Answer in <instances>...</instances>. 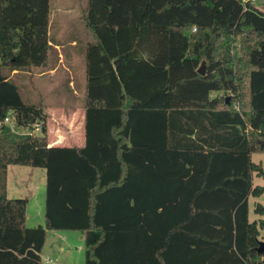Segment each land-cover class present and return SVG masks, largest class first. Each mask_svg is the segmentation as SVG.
I'll use <instances>...</instances> for the list:
<instances>
[{
  "label": "trees",
  "instance_id": "16d2710c",
  "mask_svg": "<svg viewBox=\"0 0 264 264\" xmlns=\"http://www.w3.org/2000/svg\"><path fill=\"white\" fill-rule=\"evenodd\" d=\"M50 13L0 0V264H43L47 230L80 233L84 264H264V8L87 0L59 42L85 69L82 146L48 144L46 109L75 98L68 75L39 78L59 66ZM10 165L44 169V226L7 197Z\"/></svg>",
  "mask_w": 264,
  "mask_h": 264
},
{
  "label": "rangeland",
  "instance_id": "374dc122",
  "mask_svg": "<svg viewBox=\"0 0 264 264\" xmlns=\"http://www.w3.org/2000/svg\"><path fill=\"white\" fill-rule=\"evenodd\" d=\"M87 0H50L49 35L55 40L66 38L75 28V32H80L82 24L78 22L82 9ZM255 3L264 8V0H255ZM70 51L69 59L64 54L60 56L59 66L56 71L39 76L43 81L45 90L59 85L68 75L74 81V108L67 105H51L46 109L47 117V137L52 139H62V145L78 144L84 136L83 117L84 110L83 91L85 83V69L81 58L68 45ZM239 44L232 45L230 53L237 55ZM62 52V50H61ZM204 68V63H201ZM38 76V75H37ZM36 77V75H35ZM213 93L212 95H221ZM256 163H260L264 171V153L252 155ZM253 183L264 185V176L255 177ZM7 197L10 199L23 198L27 200L26 220L27 227L44 226V198H45V171L42 168L10 165L7 168L6 177ZM256 203L264 206V193L258 197L248 199V219L257 220L259 215L253 209ZM46 241L41 251L43 264H84V243L80 233L71 230L46 231ZM263 235V232H261ZM49 258L51 261H48Z\"/></svg>",
  "mask_w": 264,
  "mask_h": 264
},
{
  "label": "crops",
  "instance_id": "0c3cea01",
  "mask_svg": "<svg viewBox=\"0 0 264 264\" xmlns=\"http://www.w3.org/2000/svg\"><path fill=\"white\" fill-rule=\"evenodd\" d=\"M62 40H60V41H56L55 43H58V44H54V46L56 47V49L59 51V57L60 56H62L63 54H62V52H61V47H60V44H59V42H61ZM74 44V42H72L70 45H73ZM61 58V57H60ZM60 58H59V62H60ZM52 71H54V70H52ZM71 85L73 84V82H71L70 83ZM83 114H84V112H83ZM83 121H84V117H83ZM61 140L62 139H52V141H48V144H49V146H73V145H76V146H82L83 144H84V136H83V139H82V141H80V143H78V144H74V143H72V144H69V145H62L61 143ZM253 155V154H252ZM252 155H251V159H252ZM253 160V159H252ZM27 217H28V215H27V213H26V220H27ZM46 235H47V233H46ZM261 235H262V233H261ZM81 238H82V236H81ZM45 241H46V239H45ZM40 256H41V254H40ZM42 258V257H41Z\"/></svg>",
  "mask_w": 264,
  "mask_h": 264
},
{
  "label": "built area",
  "instance_id": "2783aa9c",
  "mask_svg": "<svg viewBox=\"0 0 264 264\" xmlns=\"http://www.w3.org/2000/svg\"><path fill=\"white\" fill-rule=\"evenodd\" d=\"M195 30V27L192 28V31ZM1 124H8L10 126H12V120L9 116L5 117L4 120L2 122H0V126ZM34 132H39V125L38 124H35V127H34ZM48 261H51L49 258H47Z\"/></svg>",
  "mask_w": 264,
  "mask_h": 264
},
{
  "label": "water",
  "instance_id": "95a60500",
  "mask_svg": "<svg viewBox=\"0 0 264 264\" xmlns=\"http://www.w3.org/2000/svg\"><path fill=\"white\" fill-rule=\"evenodd\" d=\"M199 73H203V69L200 68L198 69ZM264 250V241L259 240V245H258V252H262Z\"/></svg>",
  "mask_w": 264,
  "mask_h": 264
}]
</instances>
